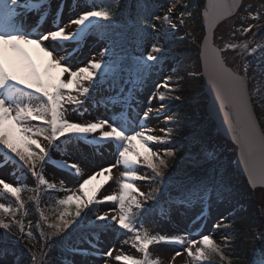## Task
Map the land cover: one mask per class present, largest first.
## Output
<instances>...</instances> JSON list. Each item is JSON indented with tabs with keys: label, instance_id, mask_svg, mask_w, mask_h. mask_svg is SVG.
<instances>
[{
	"label": "snow or ice",
	"instance_id": "obj_1",
	"mask_svg": "<svg viewBox=\"0 0 264 264\" xmlns=\"http://www.w3.org/2000/svg\"><path fill=\"white\" fill-rule=\"evenodd\" d=\"M81 3L83 0H57L56 9L53 11L52 0H0V152H4L0 166L11 168L13 173L19 166L22 173L31 174L38 186L55 189L57 186L49 183L44 175L49 161H52V166L59 171L67 169L68 174L74 178L83 175L77 163L57 162L51 156L49 149H57L59 145L56 142L61 141V138L89 142L97 148L114 145L119 157L117 164L123 168L118 181L119 191L104 196L100 201L97 195L101 185L90 187L98 177L108 174L110 178L113 168L117 165L101 167L82 182L77 181L78 188L75 190L65 187V181L62 179L59 190L68 194L56 202L60 222L48 225L53 229L51 235L66 232L73 225L75 227L72 231L76 232L84 226L88 215L85 212L82 217L85 209L96 203L112 202L116 208L110 211L115 214L110 215L107 211L97 214L87 226L94 229L95 234L107 232L113 227L132 234L131 246L144 257L137 259L126 254L117 255L114 258L117 264H159L158 261H150L149 248L160 243L182 247V251L175 252L173 260L186 252L188 257L197 261L218 256L221 261L232 264L224 254L228 246L227 237L222 247L210 233L201 232L199 236H193V231H199L198 225L207 219L214 205L223 207L236 199V184L230 162L225 160L224 154L209 138L202 121H194L191 131L181 133L184 136L181 149H167L162 157L148 146L149 142L172 143V129H161L165 132V139L152 135L144 123L153 112L152 101L157 95L154 93L148 97L149 106L145 111H137L139 101L135 93L161 59L154 53H161L163 49L158 43H152L147 54L129 57L125 54L127 33L134 29V35L139 37L142 44L144 40L153 38L152 33L157 27L152 23L153 19H163L171 29H175L176 26L171 22V13L176 4H172L167 9L168 14L161 18L150 11L152 8L160 10L158 6L151 5L150 0H135V17L129 14L118 24L117 13L111 10V6L119 8L120 0H106L102 4L93 0L90 6L85 5L76 16L71 17L67 23H62L65 8L71 12L75 10L73 6L80 7ZM208 7L213 10L215 20L220 16L231 15L232 9L240 6L230 3L229 0H220L218 3L210 0ZM32 14L38 17V25L48 22L51 17V26L46 31H38L36 25L28 24V16ZM185 15L191 17L190 12L182 11L181 24L184 23ZM207 16L208 13L205 12V17ZM249 17L259 20L261 15L259 11L255 14L249 11L244 21ZM72 25L76 26L75 30L66 31ZM253 27L254 24H248L246 27L237 28L236 31L245 35L251 32ZM92 34H100L102 39L107 40L101 52V59L96 60L93 57L86 66L74 69L71 58L60 56L59 52L69 46L79 45ZM209 44L210 41L206 38L205 46L201 50L204 74L216 92L225 122L238 145L239 163L243 165L250 184H254L257 178L264 181V132L260 130L251 108L252 98L247 88V62L242 73L233 71L226 66L221 53L227 50L235 51L240 45L225 44L222 49L212 47L209 51ZM244 47L247 48V45ZM123 73H128L130 77L124 83H131L132 87L125 91L124 86H120L116 92L119 99L117 103L112 104L113 111L110 115L96 117L86 123L73 122L66 118V105L83 116L89 111L90 105H96L92 93L104 90L106 85L107 90H115L116 82ZM65 75L67 79L63 78ZM171 79L168 77L162 84H157V92L160 88L171 91ZM116 97L106 98V109ZM158 98L161 102L166 99L163 93H159ZM175 99L179 100L181 96L176 95ZM164 107L161 103L156 108L157 114ZM117 108L120 109L118 112L115 110ZM133 114L136 123L130 119ZM167 119L171 120V117ZM33 121L38 122V125H33ZM41 138L48 142V148L40 143ZM177 151L181 152L177 163L183 164V167L179 174L169 175L165 180L164 172L168 168V158H175ZM142 163L151 170L154 177L137 174L135 166ZM156 177L160 178L159 186L147 194L140 192L134 183L137 180ZM0 186L3 192L14 197L16 202L15 209L0 203V229L4 230V237L0 238V264H20V257L7 246V233L16 225L21 240L33 238L31 231L25 233L23 222L15 219L16 214L25 207L21 193L27 185L22 181L8 182L0 178ZM138 196L143 197L144 203L148 200L156 203L145 208ZM197 207L199 211L191 218L192 230L172 236L149 235L147 230L141 231L143 221L140 217L145 214L158 210L161 218H165L173 211H193ZM133 208L136 209L135 212ZM5 215L10 217L9 222H5ZM42 218L46 221L45 217ZM222 226L223 217L212 227L219 229ZM257 238L264 242V232ZM64 239L67 240L68 236ZM87 243L88 248L67 246L65 251L68 256L84 259L76 261L66 258L65 264H87V258L90 256L112 257L114 249L109 248L106 252H101L98 242L88 240ZM41 254L44 255L43 252ZM259 255L260 258L253 260L252 264H264V252ZM32 261L35 264V253L32 254Z\"/></svg>",
	"mask_w": 264,
	"mask_h": 264
},
{
	"label": "rangeland",
	"instance_id": "obj_2",
	"mask_svg": "<svg viewBox=\"0 0 264 264\" xmlns=\"http://www.w3.org/2000/svg\"><path fill=\"white\" fill-rule=\"evenodd\" d=\"M36 2V0H34ZM71 2V0H70ZM57 0H52V10L55 11L56 9ZM176 4V7L173 9V12L171 13V22L176 27L175 29H171L168 24L164 23L163 19L161 20H155L154 24L157 26L156 31L152 33L154 36L152 39H147L143 44L137 45L136 47L130 48L129 51H126V53H129L130 56H140L142 53L147 54L150 51V47L152 43H158V36H164L165 32H167L171 37L177 39H182V36H184L183 30L179 29L181 26L180 23V13L182 11L188 13L192 10L194 3L191 5H188L185 0H158L157 6L160 10H158L157 16L163 18L166 14H168L167 9L172 5ZM85 5L90 6L91 4L83 1V3L80 4V7H74V11H69L68 8H65L64 14L62 17V23H67V21L71 18L77 15V13L80 11L81 8H83ZM186 6V7H185ZM256 4H254L253 0H244L243 7L239 10V12L235 15L234 18L225 21L221 25L218 26V28L215 30L214 38L216 46L219 47V49L224 48L225 44H238L240 45L239 48H237L235 51L227 50L222 52V57L228 67H230L233 71L242 73L243 68L245 66L247 56L249 53L251 54V57L254 55V52H257L256 50L260 47H257V41L254 38V32L251 31L248 32L245 35H241L240 32L236 31L237 28L240 27H246L248 24H254L256 20H252L250 17L245 22L244 18L248 16L249 11H251L253 14L256 13ZM38 17L35 14L28 16V24L29 25H36L38 31H46L51 26V17L48 18V22L42 23L40 25L37 24ZM75 25H72L66 29V31L71 32L75 30ZM158 35V36H157ZM186 36H189L186 35ZM190 40L192 39V36H189ZM162 39V38H161ZM193 40V39H192ZM47 43V42H46ZM107 40L106 39H96L93 36L86 37L83 41L80 42L79 45L75 46H69L67 49L61 50L59 52L60 56L70 57L71 58V64L73 68H78L82 66H86L88 61L92 59L93 57L96 60L101 59V52L102 49L106 46ZM135 45V44H134ZM244 45H247V48L244 47ZM154 55L160 56L161 53H154ZM260 55V52L256 56ZM166 60V59H160V61L154 66L152 71L144 78L143 85L139 87L137 92L135 93L136 99L139 101V107L137 111L143 112L147 109L149 106L147 101L148 97L150 95H153L154 93L157 95V98L152 101V107L153 112L151 113L149 119L147 121H144L146 127L151 130L152 135L164 137L167 139L165 132L161 131V129H168L169 122L165 113V107L164 109L157 114L156 108L159 107V105L162 103L158 95L159 93H164L167 89L160 88L157 92L156 85L162 84L168 77H171L172 79L169 81V85L171 88V91H169L168 94L175 95L174 90L176 86H178L177 81L180 80V74L174 71L177 62ZM185 72L184 75L191 76L193 78L199 77L201 74L200 68L193 65V63L189 62L186 64V68L183 70ZM190 73H195V75H190ZM64 79H67V76L65 75L63 77ZM127 79H123L120 82V85H123L125 88V91L127 89L132 87L131 83H124ZM119 89L115 87V90H107V85L105 86L104 90H98L95 93H92L93 99L96 101L95 106H89V111L85 113L83 116L78 115L76 112L72 110L71 106H67L66 111V118L73 122H80V123H86L89 121H92L96 117H107L111 114L113 111L112 104L117 103L118 97H116V92H118ZM108 97H116L111 101L109 104V107L106 109L104 104L108 103L107 99ZM197 103L198 107L200 109H204L206 106V99H197L195 101ZM117 112L120 110L119 108L115 109ZM158 116V118H157ZM130 119L135 121V115L133 114ZM33 125H38V122H31ZM203 124H206V122ZM107 130V129H105ZM209 132H211L209 138H215V140L211 139L212 142L217 145L218 149L224 154L225 160L229 161L230 164H233V160L236 157L235 150L231 145H228L223 140H221L216 134L214 130V126H212V129L209 127ZM67 141L68 143H62V141H57L56 143L59 145L57 149H49V152L52 157H54L55 161L57 162H67V163H77L81 170L83 175L80 177H72L68 174L67 169L63 171L57 170L56 167L52 166V161H49L48 166L45 167L44 175L45 178L48 180L49 183H54L57 187L55 189H48L44 186H41L42 190H55L56 191V197L55 199H62L64 196H66L68 193L60 191V185L61 180L63 179L65 181L64 186L70 187L73 190L78 188V182H82L83 179H86L89 175H91L94 171L100 170L101 167H108L110 165H117L113 168L111 177H108V174L102 177H98L97 181H94V184L90 187H94L97 184L101 185L100 190L97 195V199L102 201L104 196L110 195L113 192L119 191V184L118 181L120 179V173L123 170L121 165H118L117 162L119 160V157L117 155V151L114 145H109L101 148H97L95 145L87 142L91 146L88 147L84 144V142H76V141ZM40 143L44 145V147L48 148V142L43 140V138L40 139ZM153 151L158 152L162 157L164 156L165 150L171 149L168 143H158V142H149L148 145ZM2 148V146H0ZM6 152V150H5ZM11 155V154H9ZM4 152H0V161H3ZM37 167L39 168V164H37ZM135 170L137 171V174L140 176H148L150 178L154 177V174L151 172L150 169L146 167L143 163L140 165L135 166ZM27 170L25 169L24 172ZM0 178H3L5 181L8 182H14V181H22L24 182L27 187L24 189L23 192H26L28 189L34 190L38 189L36 182L31 178V174L27 173L25 175L21 172L19 166L16 167L15 173H13L11 168H5L0 166ZM78 181V182H77ZM160 179L158 177L154 179L149 180H137L134 181L136 187L139 189L142 193H149L152 192L153 189L157 187L159 184ZM33 192H31V195L33 196ZM236 199L230 204L225 205L223 207L213 206L211 210V214L207 217V219L203 222H201L199 227V231H193V236L197 237L200 235L201 232L203 233H210L213 238L216 240L218 244H220L222 247L225 245V237L229 235L227 232L228 223L230 224V221L228 220V217L230 214L236 210V208H242L245 206V199L243 196L252 197V200L255 201L254 208L255 210L260 212L259 219L262 225V228L259 227L257 229V237L261 232H264V190L262 189H253L252 191L250 189L244 190L243 192L236 191ZM36 193V192H35ZM22 195V194H21ZM34 197V196H33ZM36 198V197H34ZM10 199L9 197H6L3 194L2 186H0V203L5 204L6 206H10L13 209L16 208V202L14 200ZM138 199L141 200L142 203L143 197H139ZM245 200V201H244ZM99 205L98 208H96L97 214H104V212H109L110 215L115 214L114 212H111V209L116 208V205H114L112 202H101L96 203ZM155 203L151 202V200H148L147 203H144V207L148 208L153 206ZM92 206V205H90ZM89 206V208H90ZM39 215H38V233L41 236V240H43V236L41 235L42 232H44V229L42 228L43 224H53V223H59L60 221L56 220L55 214H49L50 206H47V204L42 201L39 203ZM86 209L84 210V212ZM133 211L135 212L136 209L133 208ZM199 208L197 207L193 211H185V212H175L173 211L172 214L168 217L161 218L159 215V211H156V216L151 219L149 217L147 218H140L143 221V230H147L149 232V235H179L184 233L187 230H192L193 225L191 223L192 216L195 215V212H198ZM84 212H82V217ZM189 216L190 217V224L185 223H179L178 219L179 217L183 216ZM45 217V219L42 218ZM223 217V226L219 229L213 228V224L217 223L220 218ZM95 218V217H94ZM94 220V219H93ZM92 220V221H93ZM75 225L70 227L68 230L74 228ZM139 227V224L137 225ZM31 228V226H30ZM29 228V229H30ZM65 233V232H64ZM99 237L97 239H89L93 242H98V247L101 252H106L109 248L114 249L112 257H88L87 258V264H117L115 261V256L117 255H129L133 256L137 259H143V254L138 252L135 248H133L131 245L133 243V240L131 239L132 234L125 233L123 230H118L115 227H113L112 230H109L107 232H102L98 235ZM26 241L25 243V252L23 253L24 258L20 259V264H33L32 261V254L35 253L36 255V263L39 262L40 256H41V247L43 242L42 241H36V240H29L27 238H24ZM127 241V242H126ZM264 244V243H263ZM199 246V245H198ZM82 248H88V243H84L83 245L79 246ZM28 250V251H27ZM182 251L181 246H169L165 243L160 244H154L150 246L149 248V259L150 261H158L159 264H201L203 261H197L193 258L188 257L187 253L184 252L181 256H177L175 260H173V256L176 251ZM22 256V255H21ZM43 257L47 258V253L44 252ZM72 260L80 261L84 258L82 257H72ZM41 264H46L43 260H41Z\"/></svg>",
	"mask_w": 264,
	"mask_h": 264
},
{
	"label": "trees",
	"instance_id": "obj_3",
	"mask_svg": "<svg viewBox=\"0 0 264 264\" xmlns=\"http://www.w3.org/2000/svg\"><path fill=\"white\" fill-rule=\"evenodd\" d=\"M96 1H100L102 3L106 2V0ZM186 1L188 4L194 2V6L192 9L191 17L187 16L188 19L185 21L184 26L187 25V27L193 30L192 38L197 36L198 38H200L202 35V28L199 17L200 9L195 0ZM155 2L156 0H150V4L153 6H155ZM255 4H257V10L263 12V23L260 27L257 28L254 34V38L257 41L256 46L260 48L256 50L257 52H254V55L252 57L251 54L248 57V60H252L248 65L250 69L248 73V80L250 79L249 87L251 90L255 89L254 87H258L257 92H255V94H252V99L253 101H256V107L254 108V111H256L258 117H261V114L264 113V88L262 85L264 84V80L261 79L260 76L258 77L255 74L252 67L255 63L259 62L260 57L264 58V0H255ZM111 10L117 13V23H122L129 14L135 17V0H120L119 8H117L115 5H112ZM150 11H152L154 15L156 14L155 8L150 9ZM129 31H131L132 35H134V29H131ZM162 46L163 49L166 51L165 53L168 57H176L178 61L177 64L179 72L181 73L183 79L181 85L178 87L176 92V95H180L181 99L176 100L174 97L172 101H169L167 103V105L170 106L169 110L171 111V120L169 122V128L172 129L171 139L173 141L172 143H169V146L171 147V149H181L182 144L184 142V136L181 135V133L191 131L192 124L194 121H204L202 118V116H204V109H200L197 103H195L197 99L199 100L205 97L204 93L201 92L202 89L200 87L199 78H193L190 76L188 77L187 75H184L185 72H183V69L185 68L186 63L188 61H194V65L198 66L199 60L197 57V53L199 50L197 46H194L191 40L189 41L186 38L182 40H175L169 39L167 37L165 38V41L162 42ZM258 52H260V55L256 56ZM197 114H200L201 118H198L196 116ZM261 124L264 128V121H262ZM210 134L211 132L208 131L207 135L210 136ZM211 139L215 140V138ZM180 155L181 152L177 151V156L175 158H168V168L164 172L165 180H167L169 175L175 176L181 171L183 164L177 163V161H179ZM231 168L236 184V190L240 192L248 190V187H246L245 180L239 177V174L236 172L233 166H231ZM158 186L159 184L157 185V187ZM21 197L25 205V217L27 218V220H30L33 225L35 219L34 215L36 214L35 212L37 210L36 204L32 196H29V194L23 195ZM243 198L246 200L245 208L247 210L246 212H244V214H240V211H237V214L232 218V222L234 224L232 226L233 232L228 235V246L225 249L224 253L225 256L232 261V264H252L253 260H258L260 258L259 253L264 252V242L259 241L257 238V230H260L257 228H262L259 219L260 212L258 210H255V201L252 200V197L243 196ZM21 216V212H18L15 219L20 220L22 218ZM4 218L5 222L10 221V217H8L7 215H5ZM45 230L49 235H51L53 231L52 228L47 226H45ZM19 236L20 233L18 227L16 225H13L12 231L7 233V246L13 249L21 259L24 258V256H21L20 254L26 251L24 250L26 241L24 239L21 240ZM3 237L4 230L0 229V238ZM60 253H62V250L54 248V254L52 255L53 258H50V260L52 261H50L49 264H62L64 259H62ZM41 260L42 258L39 259L38 264H41ZM201 264H227V262L221 261L220 258L216 256L210 257L208 260L203 261Z\"/></svg>",
	"mask_w": 264,
	"mask_h": 264
},
{
	"label": "water",
	"instance_id": "obj_4",
	"mask_svg": "<svg viewBox=\"0 0 264 264\" xmlns=\"http://www.w3.org/2000/svg\"><path fill=\"white\" fill-rule=\"evenodd\" d=\"M199 5L201 7V17H202V26L204 28V38L201 43L200 49L204 48L205 46V39L207 38L210 41L209 44V51L213 47L214 42V31L217 28V26L224 22L226 19L232 17V15L235 14L236 10L239 8H233L232 14L228 16H220L218 19H213V10L208 7L210 0H198ZM213 3H218L220 0H212ZM230 3H234L238 6H240L241 0H229ZM205 12L208 13V16L205 17ZM201 60V71H202V82H203V88L204 92L208 95L209 101L206 108V114L209 115L211 120L216 124L217 131L219 134L223 136L225 140H227L229 143H232L237 148V159L235 162V166L239 174L246 178L248 186L253 190L255 188H263L264 189V181L257 178L254 184H250L248 177L246 173L244 172L243 165L239 163L240 159V151L238 148V145L233 140V134L231 131H229L228 124L225 122V116L224 112L220 109L219 101L216 99V92L213 89L212 85L209 83L207 76L204 74V62L201 59V51L200 56ZM255 116V115H254ZM256 119V118H255ZM233 122L235 123V117H233ZM260 128V127H259ZM239 134V133H237Z\"/></svg>",
	"mask_w": 264,
	"mask_h": 264
},
{
	"label": "bare ground",
	"instance_id": "obj_5",
	"mask_svg": "<svg viewBox=\"0 0 264 264\" xmlns=\"http://www.w3.org/2000/svg\"><path fill=\"white\" fill-rule=\"evenodd\" d=\"M178 222L179 223H185L186 225L190 224V217L188 215L187 216L184 215L183 217H179Z\"/></svg>",
	"mask_w": 264,
	"mask_h": 264
}]
</instances>
